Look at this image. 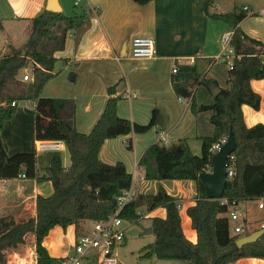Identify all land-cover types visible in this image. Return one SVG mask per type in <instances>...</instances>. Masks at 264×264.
Here are the masks:
<instances>
[{"label":"trees","instance_id":"16d2710c","mask_svg":"<svg viewBox=\"0 0 264 264\" xmlns=\"http://www.w3.org/2000/svg\"><path fill=\"white\" fill-rule=\"evenodd\" d=\"M146 4L150 0H133ZM85 11V8H84ZM65 16L45 9L34 17L28 40L21 51L0 57V130L16 110L17 102L29 100L34 108V137L36 140H59L69 153L70 164H62L58 152L50 155L49 164L40 172L36 152L7 154L0 139V180L15 178L50 181L53 192L37 195L35 216L16 223L0 235V264H5L4 251L25 243L28 234L34 235L36 264H61L63 257L50 256L42 244L50 229H65L74 225L75 236L84 231L83 223L106 218L117 207V199L132 183V176L121 161L102 162L99 149L106 139L131 133H145L156 125L158 112L153 111L147 124H138L118 116L116 85L107 88L108 97L99 118L88 133L75 127V104L71 98L43 97L44 85L54 76L56 61L53 53L64 47L66 31L80 27L88 14ZM247 15L235 7L232 12L210 14L232 27L231 46L239 58L227 69L223 64L216 74L223 76V85L216 77L200 75L193 65L181 66L172 86L178 97L190 98L194 114L208 113L212 133L202 136L201 152L192 154L182 144L167 145L157 141L149 145L137 165L147 180H192L195 184V203L186 209L191 227L196 231V242L188 240L181 227L180 203L160 186L152 195L135 194L123 207L120 216L137 223L141 206L152 210L162 206L164 218L150 220L155 240L141 251L147 258L178 260L191 264H226L244 257L264 258V233L255 242L241 247L235 244L238 236L231 233L226 213L228 206L240 201L264 198V125L247 127L241 106L258 109L260 96L250 86V80L264 78V46L247 36L237 24ZM28 68L32 81L24 84L16 78L18 71ZM220 92L212 97L211 89ZM200 87L210 101L197 104L194 88ZM14 102L12 106L11 103ZM229 130L235 140V149L228 159L233 175L227 179L221 198H207L199 174L212 167V147L226 139ZM132 148V139L125 141Z\"/></svg>","mask_w":264,"mask_h":264},{"label":"crops","instance_id":"0c3cea01","mask_svg":"<svg viewBox=\"0 0 264 264\" xmlns=\"http://www.w3.org/2000/svg\"><path fill=\"white\" fill-rule=\"evenodd\" d=\"M74 1L73 10L67 0H57L59 12L74 16L82 14L85 8L88 19L80 27L66 31L63 49L53 53L56 59L54 76L42 88L41 96L73 99L75 127L81 133H88L99 118L108 97L107 88L112 85H116L118 116L147 124L156 110V125L145 133L106 139L98 157L107 164L121 161L132 176L131 185L136 195L155 194L161 186L167 194L177 198L182 231L195 243L196 231L186 213V209L195 203L194 182L147 180L137 162L149 145L162 140L167 145L182 144L192 154H200V138L212 133L209 114H194L190 98L176 95L172 69L193 65L197 73L216 77L223 85V76L216 74L222 64L214 60L222 50L221 35L232 33L233 29L210 14H224L220 12L241 8L247 15L237 27L264 46V0H150L143 5L133 0H79L77 5ZM47 3L48 0H0V57L21 51L31 32V20L47 9ZM136 35L154 40V56L131 57V40ZM23 70L27 71V68L20 69L18 74ZM18 74L16 78L24 84L32 81H24ZM250 86L260 96V104L258 109L246 104L241 106L244 123L247 127L257 123L264 125V78L250 80ZM196 101L197 104L207 103L210 97L201 90ZM33 123L32 101L17 102L14 114L0 130L7 154L34 152L37 140ZM129 137L131 149L125 146ZM63 147L66 149L65 145ZM66 152L68 156L62 160L65 167L70 164ZM52 153L43 152L42 156L36 153L40 172L49 164ZM52 192L50 181L36 182L19 177L0 180V235L16 223L34 217L37 195L49 196ZM258 202L259 199H250L236 205L252 231L264 224V208H258ZM144 207L139 208L142 217L149 220L144 227L151 226V218L166 215L162 206L146 213L142 210ZM250 214L254 215L248 219ZM75 237L74 225L65 229L55 226L43 238L42 244L50 256L64 257L70 252ZM34 242V235L30 233L24 244L6 249L5 264H36ZM235 264H264V258L244 257Z\"/></svg>","mask_w":264,"mask_h":264},{"label":"built area","instance_id":"2783aa9c","mask_svg":"<svg viewBox=\"0 0 264 264\" xmlns=\"http://www.w3.org/2000/svg\"><path fill=\"white\" fill-rule=\"evenodd\" d=\"M78 2L79 0H75L74 5H77ZM231 36L232 33L229 32L221 35L222 50L214 60L223 64L227 69H230L233 66L234 60L239 58L231 46ZM154 53V40L151 37L136 35L132 38L130 46L132 58H151L154 56ZM177 70L178 68L174 67L172 73H176ZM23 80L31 81L32 77L24 74ZM11 105L13 106L14 102ZM224 141L225 139H222L220 143L213 145V153L218 150ZM63 145L64 143L59 140H37L34 144V151L36 153L58 152L62 149ZM232 175L233 168L229 167L228 164L227 179ZM134 196L135 191L131 185L118 197L117 207L111 214L104 219L90 220V225H85L84 231L75 237L70 252L63 257L61 264H82L84 260L88 262L94 260L95 264H119L117 250L124 243L126 233H129L131 230L129 225L134 223L121 217L120 213L125 204L131 201ZM219 200L221 204L227 203L226 199L219 198ZM257 206L260 209L264 208V198L259 199ZM138 213L142 216L140 211ZM226 216L230 224L231 233L237 235L238 238L251 232L250 225L240 216L236 205L228 206ZM261 227H264V224ZM226 264H235V262L230 261Z\"/></svg>","mask_w":264,"mask_h":264},{"label":"water","instance_id":"95a60500","mask_svg":"<svg viewBox=\"0 0 264 264\" xmlns=\"http://www.w3.org/2000/svg\"><path fill=\"white\" fill-rule=\"evenodd\" d=\"M46 8L53 12H59L60 8L57 0H48ZM23 53V52H22ZM220 92L218 86H213L211 89L212 97H215ZM235 140L232 131L229 130L228 135L223 144L212 155V167L210 171L199 174V179L204 185L207 198L219 199L223 196L227 182V165L228 158L235 149ZM135 228L129 231V234H136ZM151 226L143 228L142 234H151ZM264 233V227L249 232L248 234L237 238L235 244L241 247L247 243L255 242Z\"/></svg>","mask_w":264,"mask_h":264},{"label":"rangeland","instance_id":"374dc122","mask_svg":"<svg viewBox=\"0 0 264 264\" xmlns=\"http://www.w3.org/2000/svg\"><path fill=\"white\" fill-rule=\"evenodd\" d=\"M67 3L70 5L71 9H75L73 6V0H67ZM70 13H72L70 11ZM220 13H226L224 11ZM71 15V14H70ZM211 73V72H210ZM24 74H30V70L27 68V71H21L18 75L19 78L23 79ZM194 94H195V99L198 100V97L201 93V88H194ZM67 150L64 149V147L58 151L60 154L62 160L66 159L67 155ZM43 152L37 153V155L42 156ZM143 212L146 213L147 209L144 207L142 208ZM254 214L248 215V219H251ZM149 220L147 218L142 217L137 223H132L129 225L130 229L135 228L137 230L136 234H129L126 233L125 235V240L124 243L118 248L117 253H118V259H119V264H191L183 261H178V260H164V259H157L155 257L147 258L144 257L142 254L143 252L141 249L146 246L149 243H152L155 240L154 235H149V234H142L143 228L146 224H148ZM85 225L89 226L90 222L85 221L83 223V226ZM252 231V230H250ZM82 264H95L94 260L88 262L84 260Z\"/></svg>","mask_w":264,"mask_h":264}]
</instances>
